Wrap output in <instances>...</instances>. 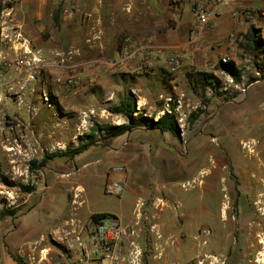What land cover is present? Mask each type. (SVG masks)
<instances>
[{
    "label": "rangeland",
    "instance_id": "obj_1",
    "mask_svg": "<svg viewBox=\"0 0 264 264\" xmlns=\"http://www.w3.org/2000/svg\"><path fill=\"white\" fill-rule=\"evenodd\" d=\"M147 1L0 0V264H97L104 261L105 255L97 250L91 237L94 213L113 214L110 216L119 217L127 228L119 247L120 264H151V257L156 254L155 257L160 259L169 246L164 241H150L149 234L156 231L152 222L157 218L152 212L164 206H185L190 200L209 204L223 220L219 227L204 220L193 232L181 227L176 229L180 242L170 244L185 249L181 259L184 264H193L200 256L209 257L207 264H264V186L259 190L254 188L256 183L264 185V83L251 90L259 98L250 102L242 113L247 134L236 145L235 139L230 138L233 141L231 150L234 153L237 150V154L227 153L228 167L226 172L217 171L220 173H217L218 187L214 193H203L198 185L201 179L196 177L191 183L184 181L180 185L181 203L155 199L154 203L139 201L136 205L138 195L133 193V188L126 189L123 181L125 190L121 196L106 194L104 186L98 182L85 183L86 192L80 168L91 152L75 155L66 152L84 144L85 135L91 133L96 123L129 122L127 116L109 110L120 101L118 94L108 92L100 99L94 94L102 78V66L109 64L115 68L136 61L140 71H167L177 75L187 61L194 63L201 56V53L191 51L190 45L186 48L162 44L158 33L143 37L124 33L105 39L108 30L113 31L118 26L117 20L123 18V13H145ZM189 1L192 10V0ZM59 6L61 16L57 24L53 15ZM263 12L264 5L260 13H256L257 24L253 26L260 29L264 39ZM102 13L115 17V26L103 22ZM250 14L245 13L240 21ZM194 30H197L196 23L191 25L193 37ZM17 31L22 33L20 37L16 35ZM248 32L240 28L233 30L230 36L234 37L236 50L229 55H219L211 68L210 55L202 58L204 63L207 62L208 73L215 74L216 70L218 78H212L216 81L214 84L205 86L199 82L196 89L188 84L185 92L180 97L172 95V100L167 95H160L176 115L181 137L186 131V137L190 138L194 124L212 120L221 105L231 103L234 108L233 101L239 94L245 95L250 83L261 78L264 46L255 53L249 45ZM202 41L208 42L199 38L193 43L200 45L203 51ZM112 50L117 56L103 59L105 52ZM34 55L41 61H32ZM172 56L181 59L174 73L168 70ZM224 57L241 74L239 80L224 67ZM20 58L29 62L19 66ZM89 67L93 72L82 74ZM193 68L191 72L200 71ZM86 93L92 94L94 99L84 101L82 97ZM135 96L138 107V96ZM240 97L243 100L239 101L243 102L251 99V96ZM179 99L181 106L177 109ZM260 104V112L252 113ZM197 112L198 118H192V113ZM147 116L160 118L156 112ZM236 119L232 115L229 120ZM216 133L220 135L221 129L213 134ZM106 139L104 130L96 132V143ZM218 150L215 143L210 149V157L216 153L224 157L225 154ZM54 152L58 155L48 157L46 165H38ZM237 155H242L250 175L260 171L263 177L239 174L233 162ZM210 157L207 156L205 161H210ZM217 157L220 159L218 154ZM118 164L117 160L112 162V166L123 167L124 171L132 169V166L126 165L125 169L124 165ZM114 167L108 179L114 173ZM204 172L199 173L201 178ZM28 186L34 189L26 191ZM146 204L153 205L145 209ZM135 205L132 216L127 215ZM203 227L213 230L212 238L206 244L198 238ZM174 260L169 259L168 264L179 263Z\"/></svg>",
    "mask_w": 264,
    "mask_h": 264
},
{
    "label": "crops",
    "instance_id": "obj_2",
    "mask_svg": "<svg viewBox=\"0 0 264 264\" xmlns=\"http://www.w3.org/2000/svg\"><path fill=\"white\" fill-rule=\"evenodd\" d=\"M263 5L264 0H224L217 5L213 19L207 24L198 22L196 15L190 8L189 0L188 3L186 0H149L146 4L145 13H123V18L117 20L118 26L113 28V31L108 30L105 39L109 35L116 36L124 33L140 35L141 37L158 33L159 41L162 44L187 46L186 48L190 45L189 49L196 51L197 54L201 53V56L194 63L187 61L177 75H171L167 71L163 73L140 71L136 61L119 64L115 68L105 64L100 68L102 78L98 82V88L94 94H97L100 99L110 92L118 94L120 99L128 91H133L138 96V111L145 115L156 112L157 116L160 117L165 111L170 110L168 108L170 104L168 101H163L160 95L162 94L163 97L165 95L180 97L185 92V87L191 84L190 74L208 73L207 62L204 63V59H202L207 58L205 57L207 54L210 55L208 58L211 61V68L217 63L216 58L219 55H229L234 52L236 47L234 37L230 36L231 32L237 28L249 31L253 25L257 24L256 13H260ZM234 11L238 12V17L232 15ZM245 13L251 14L245 20L240 21L246 16ZM100 16L103 22L108 23L111 27L115 26V17H110L109 13L106 15L102 13ZM193 23H196L197 27V30L192 31L194 37L191 35ZM101 29L103 30L104 27L102 26ZM199 38L208 40L207 43L202 41L204 44L203 51L200 50V45L197 46L195 42L193 43L195 39ZM101 50L104 51L105 49ZM116 56L117 52L112 50L105 52L103 59ZM193 66L200 71L191 72V69H194ZM89 68L82 74L89 75L92 73L93 69ZM214 72L215 74L212 72L210 74H212V78L216 79L218 75L216 70ZM56 73L58 72L56 71ZM261 83H264V78L251 82L245 95L240 93L239 98L233 101L235 103L234 108L230 106L231 103L223 104L217 109V114L212 120L195 123L194 132L190 138L186 137V131L182 133L181 137L171 131L147 128L143 124H139L123 135L110 137L104 142L98 141L85 150L86 152L90 151L91 155L89 154L90 157L88 155L82 161L80 168L84 177L86 192L88 191L86 184L98 182L103 186L105 185L111 168L115 166H112V162L117 160L120 162L118 165H124L125 169L126 165L132 166V169L129 171L128 168L122 173L114 172L110 174V177L123 181L126 189L133 188V193L138 195L136 205L139 201L154 203L155 199L181 203L180 185L182 186L184 181L191 183L192 178L195 177L201 179V183L198 185L199 188L203 189V193H207L206 191L214 193L218 187L217 179L219 176L217 177V173H220L217 171L226 172L228 167L227 153L230 155L237 154V150L235 153L231 150L233 141H230V138L235 139L236 145L247 134L245 132L246 124L242 121V113L245 112V107L250 102L259 98L251 90ZM240 96H245V98L251 96V99H247L245 102L239 101L240 99L243 100V97ZM82 98L84 101H89L94 99V96L86 93ZM259 108H262L261 104L252 113L260 112ZM232 115L237 117L236 121L229 120ZM219 129L222 131L220 135L213 134ZM211 143L218 144L220 149L218 151L225 154L224 157L221 158L219 153L210 157V149L214 147ZM238 150L240 151V149ZM85 151L82 153H86ZM217 154L221 160L218 159ZM207 156L210 157V161H205ZM242 158V155H237L233 160L235 170L239 174L241 173L246 177H263L260 171H253L250 175ZM202 172L205 173L203 178L201 175L199 176V173ZM207 178H209L208 181ZM254 186L256 190H259L264 185L256 183ZM136 205L132 208L131 213L123 214L132 216ZM152 205L146 204L145 209ZM152 214H155L157 218L152 222L154 231H156L149 234L150 241H164L169 243V246H166L160 259L155 257L158 255H153L151 264H168V260L173 258H175L174 261L184 264L181 259L182 256H185L183 254L185 249L182 246L172 247L170 244L176 241L180 242V235L176 230L178 227L193 232L204 220L210 221L216 227L221 226L223 220V217L218 218L216 216L209 204L206 206L199 200H190L185 206H164Z\"/></svg>",
    "mask_w": 264,
    "mask_h": 264
},
{
    "label": "trees",
    "instance_id": "obj_3",
    "mask_svg": "<svg viewBox=\"0 0 264 264\" xmlns=\"http://www.w3.org/2000/svg\"><path fill=\"white\" fill-rule=\"evenodd\" d=\"M60 11L61 8L60 6L56 9L54 13V20L57 24H59L60 21ZM247 39L249 41V45L252 47V50L256 53L258 49L261 48V46H264V39L261 36V31L259 28H256L252 26L247 34ZM224 67L231 73L233 74L234 78L239 80L240 79V73L235 70V68L231 65H229L228 62L223 63ZM191 84L193 88L196 89V85L200 82H203V84L206 85H211L214 84L216 81H212V74L210 73H192L189 75ZM261 78H264V73L261 75ZM261 78H255L253 81ZM174 109V106H171ZM109 110L112 113L116 114H123L129 118V122L127 123H121V124H110V123H105V124H99L96 123L90 134H86L85 138L86 141L84 144H81L77 146L75 149H68L66 152L70 155H75L77 153H81L88 149L91 145L95 144V136L96 132L99 130H104L105 131V138H110V137H117L120 135H123L127 133L128 131H131L133 128H135L139 124H143L147 128H154V129H159L161 131H171L178 136L181 135V129L179 122L176 118V115L173 113V111H165L160 118L155 119L154 117H149L145 115L143 112L138 111L137 108V97L132 91H129L123 98L120 99L119 102L111 105L109 107ZM135 115V113H137ZM199 116L198 112L197 113H192V118L197 119ZM191 118V119H192ZM58 155V153L54 152L49 156H46L43 158V160L38 164L39 166L41 165H46L48 157H54ZM34 188L31 186H28L25 188L26 191H32ZM108 215H113L109 213H94L92 215V220L94 223H98L101 220H103L105 217Z\"/></svg>",
    "mask_w": 264,
    "mask_h": 264
},
{
    "label": "built area",
    "instance_id": "obj_4",
    "mask_svg": "<svg viewBox=\"0 0 264 264\" xmlns=\"http://www.w3.org/2000/svg\"><path fill=\"white\" fill-rule=\"evenodd\" d=\"M224 0H192V11L196 15L197 20L201 24H207L210 20L213 19L215 15V10L218 4L223 2ZM234 15L237 16L238 12L234 11ZM16 35L19 37L22 35L21 32L17 31ZM151 41V39H149ZM31 52V51H27ZM27 54V53H26ZM223 60L227 62V57H224ZM32 61L40 62L41 58L34 55L32 57ZM26 59L20 58L17 61L19 66L23 64H27ZM181 64V59L178 56L170 57L168 61V70L171 73L177 71ZM71 81V80H70ZM172 100L171 97L168 98ZM179 104L177 105V109L181 106V100H178ZM170 111V110H169ZM115 173L124 172V168L120 166H116L113 168ZM125 190L124 184L121 180L116 178H110L106 181L104 185V191L108 195L113 196H121ZM127 233V228L121 221L119 217L115 216H107L103 220L94 225V231L92 233V240L96 244L97 250L102 252L105 255L104 261H99L97 264H105V260H108L107 264H120L121 252H120V243ZM213 235V230L210 227H203L199 231L198 238L201 239L203 243H209ZM211 258H216V255H208ZM209 257L200 256L193 264H207V260ZM213 260V259H212ZM213 262V261H212ZM177 264H180L177 263Z\"/></svg>",
    "mask_w": 264,
    "mask_h": 264
},
{
    "label": "bare ground",
    "instance_id": "obj_5",
    "mask_svg": "<svg viewBox=\"0 0 264 264\" xmlns=\"http://www.w3.org/2000/svg\"><path fill=\"white\" fill-rule=\"evenodd\" d=\"M256 124V123H255ZM254 130V129H253ZM256 158H257V156H256ZM256 161V160H255Z\"/></svg>",
    "mask_w": 264,
    "mask_h": 264
}]
</instances>
